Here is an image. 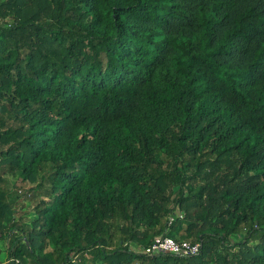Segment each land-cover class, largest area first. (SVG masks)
<instances>
[{
	"label": "trees",
	"instance_id": "1",
	"mask_svg": "<svg viewBox=\"0 0 264 264\" xmlns=\"http://www.w3.org/2000/svg\"><path fill=\"white\" fill-rule=\"evenodd\" d=\"M0 16L6 264H264V0ZM159 237L199 253H142Z\"/></svg>",
	"mask_w": 264,
	"mask_h": 264
},
{
	"label": "built area",
	"instance_id": "2",
	"mask_svg": "<svg viewBox=\"0 0 264 264\" xmlns=\"http://www.w3.org/2000/svg\"><path fill=\"white\" fill-rule=\"evenodd\" d=\"M6 20L0 16V26H4ZM182 217V215H179ZM173 222L171 219L170 224ZM142 253L147 255H156L160 253H171L179 256H190L199 253V245H193L188 241H177L170 237H159L155 242Z\"/></svg>",
	"mask_w": 264,
	"mask_h": 264
},
{
	"label": "rangeland",
	"instance_id": "3",
	"mask_svg": "<svg viewBox=\"0 0 264 264\" xmlns=\"http://www.w3.org/2000/svg\"><path fill=\"white\" fill-rule=\"evenodd\" d=\"M19 186H20L19 179L12 178L11 181H10V187L13 190L12 191L13 193H17V190H19L18 189ZM18 205H19L18 208H22L21 209L22 212L23 211H29V212L31 211V205H30V203L28 201L23 200V198H21V200H19ZM20 214H18V215H20ZM25 217H28V216H25ZM0 249H2V251H3L2 255H1V260L3 261V264H6V263L9 262L8 261V258H7L8 257V253L6 252V248H5V245L3 243H0Z\"/></svg>",
	"mask_w": 264,
	"mask_h": 264
}]
</instances>
